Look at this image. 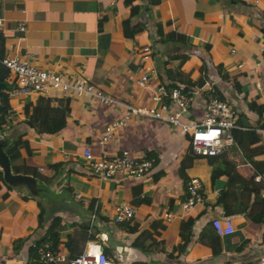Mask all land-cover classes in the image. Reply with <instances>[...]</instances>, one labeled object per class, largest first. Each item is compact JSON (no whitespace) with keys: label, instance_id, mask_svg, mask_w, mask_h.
Masks as SVG:
<instances>
[{"label":"crops","instance_id":"crops-1","mask_svg":"<svg viewBox=\"0 0 264 264\" xmlns=\"http://www.w3.org/2000/svg\"><path fill=\"white\" fill-rule=\"evenodd\" d=\"M0 19L2 55H27L34 65L70 81L90 82L122 103H149L153 84H137L142 74L141 47L148 45L149 64L158 79L190 89L209 86L237 112L236 123L242 128L238 144L225 147L216 156L248 186H238L219 202L217 196L227 175L222 172L212 181L211 171L224 169L226 162L217 159L209 164L207 157L187 153L186 136L166 125L133 119L104 145L106 155L120 150L136 156L147 150L156 152L159 162L149 176L98 180L81 152L87 146L98 154L99 134L105 124L122 114L120 106L98 104L88 96L53 93L45 97L51 107H68L63 127L54 134L36 136L17 122L24 119V106L35 104L38 96H8L10 115L4 128L20 127L29 146V155L21 148L22 158L16 163L30 165L45 176H66L57 188L69 190L106 220L101 222L113 241L107 257L114 264L264 263V219L258 223L243 213L224 214L226 207L232 209L240 203L251 205L249 210L255 213L256 191L251 187L259 188L257 197H264V170L259 172L264 169V0H129L127 4L123 0H0ZM19 20L25 24L23 33L16 31ZM133 28L137 30L131 33ZM5 85L7 92L15 87L11 73ZM200 113V98L195 97L189 114L198 117ZM247 130L253 135L246 136ZM254 137L258 140L249 144ZM182 158L190 160L182 163L186 177H196L201 183L202 201L166 222L162 213L174 211L173 203L185 196L178 172ZM53 163L60 164L54 174L48 166ZM255 175L261 176L258 182ZM20 196L0 181V264H25L27 247L42 235L51 215L62 219L56 250L66 253L63 240L81 222L74 215L46 211ZM119 203H128L135 210L125 224L112 221L113 208ZM40 210L44 211L42 228L37 227ZM195 215L190 241L184 251L176 253L172 248L179 241L180 223ZM222 217L231 219L234 231L219 237L220 252L212 255L206 229L211 228L212 218ZM18 238L25 240L14 251L13 241ZM82 243L79 246L84 248L92 242Z\"/></svg>","mask_w":264,"mask_h":264},{"label":"built area","instance_id":"built-area-1","mask_svg":"<svg viewBox=\"0 0 264 264\" xmlns=\"http://www.w3.org/2000/svg\"><path fill=\"white\" fill-rule=\"evenodd\" d=\"M3 23L0 19V31ZM16 31H25L24 21H17ZM264 51V43L262 46ZM150 47H141L140 64L142 74L137 79L140 87L153 84L149 103L146 105H130L122 103L106 95L99 87L82 79L70 81L62 74L34 65L27 55H9L0 57V66L14 76L15 87L7 92L8 96H36L48 97L53 93H62L74 98L88 96L102 105H116L122 108V114L102 128L98 138L99 152L94 155L84 146L81 152L83 160L89 165L91 175L98 180H107L114 176L140 179L151 174L154 166L152 160L143 156H136L120 150L106 155L104 145L114 139L116 131L125 127L133 119H149L169 127L172 131L186 136V152L194 156H216L225 147L237 146L236 135L242 128L237 125V112L228 101L218 97L209 86L190 89L181 84L167 86L158 79L157 72L149 64ZM200 98L201 113L198 117L189 114L193 106V99ZM38 170H41L38 168ZM255 181L261 176L255 175ZM185 196L177 199L174 211L166 210L162 217L166 222L177 216H182L202 201V186L196 177H188L184 184ZM74 198L77 199L75 195ZM112 221L120 223L129 220L135 213L128 203H119L113 208ZM212 230L219 237L232 234L234 231L229 217L212 218ZM65 253L51 250L48 244L39 246L34 256L25 260V264H65ZM69 264H114L104 253L102 245L92 242L85 245L82 252ZM264 264V263H260Z\"/></svg>","mask_w":264,"mask_h":264},{"label":"trees","instance_id":"trees-1","mask_svg":"<svg viewBox=\"0 0 264 264\" xmlns=\"http://www.w3.org/2000/svg\"><path fill=\"white\" fill-rule=\"evenodd\" d=\"M124 3H128L129 0H123ZM149 2H152L154 0H147ZM135 6L131 7V9H135ZM137 30V28H133L130 32L133 33ZM125 31V30H124ZM125 33V32H124ZM2 38L3 36L0 35L1 43H2ZM2 47V45H1ZM2 56V51H0V57ZM8 75L7 70L3 67L0 66V83L5 85V80ZM174 85L173 83H167V86H172ZM7 87L6 85L4 88L0 90V129L4 128V124L6 123V120L8 119L10 115V105L8 101V95H7ZM68 111V107L64 108H56V107H51L49 105V100L48 98L38 96L37 101L33 105H25L23 108V115L24 119L19 120L17 122L18 125L22 126V128H27L30 132H32L34 135L39 136L43 134H54L58 132L64 124V116L65 112ZM262 128H264V125H261ZM240 131L237 132L236 139H237V144H238V134ZM246 136H251L253 135V132L251 130H247L244 133ZM25 135L22 133L19 137H17L12 143H10L6 148L5 152L8 155L10 161H11V166L14 172H21L24 174H30L36 178H39L45 182H47L50 176H45L40 174L34 167L26 164H17L16 161L18 159L22 158L21 151L20 149H24L25 155H29V146H28V141L26 138L23 136ZM250 139V138H249ZM258 140V137H254L249 140V144L256 142ZM145 158L151 159L152 160V165L155 167L158 162L159 158L156 152L152 150H147L144 151V155H142ZM207 157V160L209 164H212L213 160H223L225 161L222 157H217V156H205ZM179 167H178V172L179 175L185 184V181L188 179L184 173V166L182 163H188L190 162L189 159L182 158L180 161ZM226 162V161H225ZM225 168L224 169H218L214 168L211 171V180L218 175L222 174L224 172L227 175V179L224 183L223 188L219 191L218 194V201L221 202L222 200H225L230 197L231 192L237 188L238 186H243L247 187L248 184H243L240 181L239 175H237L234 172V169L232 167H229L230 165L225 163ZM60 164L59 163H53L49 164L48 166L52 169L53 174L56 173V170ZM264 169H260L259 172H262ZM230 171V172H229ZM252 180V179H251ZM0 181H2L1 174H0ZM258 182V181H257ZM254 183V182H253ZM257 184V183H256ZM255 184V186H256ZM257 187V186H256ZM259 188L257 187H251V190L253 192H257ZM255 192V197L254 200L256 202V211L255 213H251V210H249L252 206L249 205L246 206L245 204L240 203L239 206L229 209V207H226L224 210V214L227 215H234V214H241L243 213L245 216H247L252 222H262L264 219V197H257L258 194ZM202 193V190H201ZM20 199H24L23 196H20ZM263 211V212H262ZM43 215L44 211L40 210L38 213L37 217V227L42 228V221H43ZM100 220L105 223L106 220L98 215ZM198 218V215L195 216H187L182 220L179 226V241L176 243V245L172 248L173 251L182 252L186 248L188 242L190 241L191 238V230L192 226L194 224V221ZM62 224V219L58 215H51L50 219L48 220L46 226L43 229L42 235L35 240L32 244H30L27 247V259L30 257L34 256L36 249L41 246L43 243L48 244L51 250H56L57 249V244L60 242V239L58 238L57 234V229L58 226ZM117 224H125L124 222H120ZM78 227L77 230H75L72 234H67L65 239L63 240L64 247L66 249V263L69 264L71 260H73L76 256H78L82 250L83 247L79 246V242H83L82 244L84 245L86 242H96L100 245H102L103 253L108 256L109 254V249L104 245V243L97 237V231L94 229V231H91L90 226L84 225L82 223H77L76 225ZM211 227V226H210ZM131 231V229H130ZM207 237L209 240V247L211 249L212 255H217L220 252V242H219V236L215 234V232L212 230V228H207L206 229ZM25 239L18 238L13 241V249L14 251L17 250V247H19L22 242ZM239 249V248H237ZM167 257H171V254H168ZM113 263H115V260L110 259ZM127 264H140L139 262H130Z\"/></svg>","mask_w":264,"mask_h":264},{"label":"water","instance_id":"water-1","mask_svg":"<svg viewBox=\"0 0 264 264\" xmlns=\"http://www.w3.org/2000/svg\"><path fill=\"white\" fill-rule=\"evenodd\" d=\"M4 86L0 83V90ZM22 133V129L18 126L0 129V174L2 182L8 188L21 193L22 196L34 200L46 211H58L74 215L82 224L94 227L97 231V237L106 247H111L113 241L100 218L77 201L69 190L57 188V184L64 182L65 175L62 177L58 174L53 175L45 182L30 174L13 171L5 148Z\"/></svg>","mask_w":264,"mask_h":264},{"label":"rangeland","instance_id":"rangeland-1","mask_svg":"<svg viewBox=\"0 0 264 264\" xmlns=\"http://www.w3.org/2000/svg\"><path fill=\"white\" fill-rule=\"evenodd\" d=\"M186 143H187V141H186ZM186 143L185 142H182V144H183L184 147H185Z\"/></svg>","mask_w":264,"mask_h":264}]
</instances>
